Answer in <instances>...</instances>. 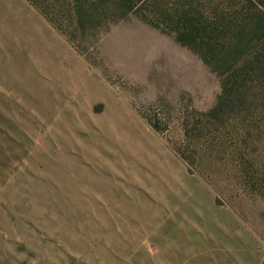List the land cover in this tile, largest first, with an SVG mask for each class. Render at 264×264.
<instances>
[{"label": "rangeland", "instance_id": "1", "mask_svg": "<svg viewBox=\"0 0 264 264\" xmlns=\"http://www.w3.org/2000/svg\"><path fill=\"white\" fill-rule=\"evenodd\" d=\"M66 5L0 0V264H264V74L211 115L173 34Z\"/></svg>", "mask_w": 264, "mask_h": 264}, {"label": "trees", "instance_id": "2", "mask_svg": "<svg viewBox=\"0 0 264 264\" xmlns=\"http://www.w3.org/2000/svg\"><path fill=\"white\" fill-rule=\"evenodd\" d=\"M30 1L57 26L60 20L55 12L63 2L70 13L69 22L83 30L89 21L97 22L96 11L112 5L120 10L118 18L135 12L173 34L223 77V91L211 115L245 105L249 87L257 86L256 81L264 74V0Z\"/></svg>", "mask_w": 264, "mask_h": 264}]
</instances>
